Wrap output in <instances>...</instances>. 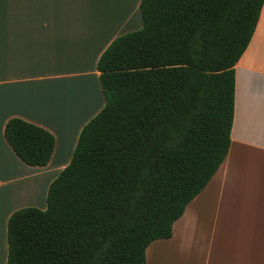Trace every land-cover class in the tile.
I'll use <instances>...</instances> for the list:
<instances>
[{
    "label": "trees",
    "instance_id": "16d2710c",
    "mask_svg": "<svg viewBox=\"0 0 264 264\" xmlns=\"http://www.w3.org/2000/svg\"><path fill=\"white\" fill-rule=\"evenodd\" d=\"M264 0H141V30L98 62L104 108L82 129L47 208L8 220L7 264H147L227 157L235 67ZM27 165L47 166L55 137L19 118L4 131Z\"/></svg>",
    "mask_w": 264,
    "mask_h": 264
},
{
    "label": "crops",
    "instance_id": "0c3cea01",
    "mask_svg": "<svg viewBox=\"0 0 264 264\" xmlns=\"http://www.w3.org/2000/svg\"><path fill=\"white\" fill-rule=\"evenodd\" d=\"M140 5L0 0V264H7L9 218L19 209L47 208L46 191L104 108L98 62L115 39L141 29ZM235 75L227 157L172 236L147 248V264H264V5ZM12 118L54 135L47 166H29L15 154L4 135Z\"/></svg>",
    "mask_w": 264,
    "mask_h": 264
},
{
    "label": "rangeland",
    "instance_id": "374dc122",
    "mask_svg": "<svg viewBox=\"0 0 264 264\" xmlns=\"http://www.w3.org/2000/svg\"><path fill=\"white\" fill-rule=\"evenodd\" d=\"M141 29H142V27H141ZM141 29H140V30H141ZM43 207H44V208L47 207V191H46V196H45V201H44V203H43ZM43 207H42V208H43ZM19 210H20V209H19ZM40 210H41V209H40ZM17 211H18V210H17ZM15 212H16V211H15Z\"/></svg>",
    "mask_w": 264,
    "mask_h": 264
}]
</instances>
